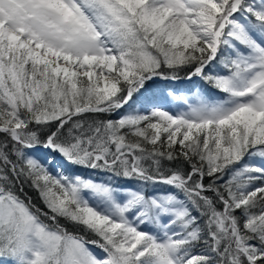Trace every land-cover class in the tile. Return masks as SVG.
<instances>
[{
    "label": "snow or ice",
    "instance_id": "snow-or-ice-1",
    "mask_svg": "<svg viewBox=\"0 0 264 264\" xmlns=\"http://www.w3.org/2000/svg\"><path fill=\"white\" fill-rule=\"evenodd\" d=\"M0 264H264V0H0Z\"/></svg>",
    "mask_w": 264,
    "mask_h": 264
},
{
    "label": "trees",
    "instance_id": "trees-1",
    "mask_svg": "<svg viewBox=\"0 0 264 264\" xmlns=\"http://www.w3.org/2000/svg\"><path fill=\"white\" fill-rule=\"evenodd\" d=\"M195 83H202V82H200L199 80H198V78H194V80L192 81V82H188V83H186V84H183L184 85V88H188V87H191L192 86V84H195ZM205 87V89H206V91L212 96L213 95V92H212V90H214V89H211L210 87H208V86H204ZM38 152H42L43 150H40V149H38L37 150ZM72 165H67V164H65L64 165V167H65V170L67 169V167L69 168V167H71ZM73 168H74V166H72ZM75 168H77V169H79V170H81L82 168L81 167H75ZM67 171V170H66ZM79 174V173H78ZM127 181H121V183H126ZM25 191L27 192V194L30 196V197H32L33 198V202L34 203H36L38 206H40V207H43V204L40 202V200H39V197H38V194L35 192V190H31V189H25Z\"/></svg>",
    "mask_w": 264,
    "mask_h": 264
},
{
    "label": "rangeland",
    "instance_id": "rangeland-1",
    "mask_svg": "<svg viewBox=\"0 0 264 264\" xmlns=\"http://www.w3.org/2000/svg\"><path fill=\"white\" fill-rule=\"evenodd\" d=\"M193 80H194V78H193ZM185 82H187L188 83V81H186V80H184ZM180 82H182V81H180ZM180 82L177 84V87H180V88H184V85L183 84H186V83H182V84H180ZM212 92L214 93L212 96H216V97H218V96H220L221 94L219 93V92H217V91H215V90H212ZM59 159V158H58ZM68 172H70V173H76V174H83V175H101V176H103L104 174L103 173H97V172H94L93 170H89V169H85V168H82L81 170H79V169H77V168H73L72 166L71 167H67V169H66ZM126 183H128V182H126ZM162 187V186H161Z\"/></svg>",
    "mask_w": 264,
    "mask_h": 264
}]
</instances>
